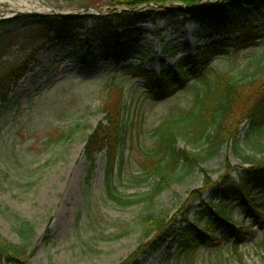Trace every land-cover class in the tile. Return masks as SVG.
Listing matches in <instances>:
<instances>
[{
    "label": "trees",
    "instance_id": "trees-1",
    "mask_svg": "<svg viewBox=\"0 0 264 264\" xmlns=\"http://www.w3.org/2000/svg\"><path fill=\"white\" fill-rule=\"evenodd\" d=\"M203 1L107 0L110 6L126 11H111L106 16H27L0 22V123L15 107L13 93L39 63L47 43L68 45L84 53L82 67L89 60L103 61L115 70L101 85L114 90L116 97L101 105L98 113L102 120L94 128L87 126L90 132L83 142V185L91 186L98 156L103 154L105 199L122 208L140 203L147 208L140 225L143 238L150 240L146 246L140 244L129 264H139L140 257L147 254L145 250H154L159 242L166 246L159 264H195L201 247L210 240L218 244L213 238L216 234L231 241V251L236 255L241 243L253 238L252 228L258 221L264 225V203L260 202L264 199V54L248 60L236 76L212 67L225 49L238 54L258 46L264 32L255 31L264 24V0H217L194 9ZM150 3L159 8L139 11ZM169 4L190 10L166 8ZM174 14L196 26L193 37L197 41L209 44L197 47L192 57L176 61L171 68L161 63L162 69L156 73L144 67L146 61H155V54L142 42L154 34L143 27L156 26ZM182 28L178 25L177 31ZM235 36L238 38L229 43L228 39ZM163 53L167 59L173 58L177 50L165 48ZM231 59V54L225 57L226 61ZM131 80H138L144 99L150 103H160L188 88L193 96L187 107H171L154 128L145 131L141 120L124 119L127 104L121 83ZM193 81L201 86L192 87ZM242 121L243 133L239 132ZM145 132L150 138H140ZM180 143L182 148H178ZM227 146L246 167L235 173L227 170L215 182L204 176V188L197 197L201 200L200 193L207 192L208 199L201 200L204 208L194 224L185 221L186 225L172 228L163 217L150 212L165 188L218 158ZM127 147L134 150L133 160L139 170V176L131 177L130 182L138 187L149 179L158 180L141 198L123 196L114 182ZM236 207L243 208L246 218L254 212V223L246 227L244 222H234L231 213ZM0 215L19 239V243L11 244L0 238V264H29L26 249L34 239V226L7 209H0ZM87 217L89 224L96 222L90 211ZM261 236L257 245L264 252V231Z\"/></svg>",
    "mask_w": 264,
    "mask_h": 264
},
{
    "label": "rangeland",
    "instance_id": "rangeland-1",
    "mask_svg": "<svg viewBox=\"0 0 264 264\" xmlns=\"http://www.w3.org/2000/svg\"><path fill=\"white\" fill-rule=\"evenodd\" d=\"M29 1L56 14L80 13L89 9L87 14L102 15L107 14L106 8L122 9L110 6L107 0ZM214 2L205 0L203 6ZM149 6L158 8L152 3ZM10 10V4H0L1 21L18 16ZM178 25H183L179 31ZM143 29L154 34L145 36L142 42L149 44L155 54V61H146L144 67L156 73L163 65L171 68L176 61L192 57L197 47L209 44L197 41L193 37L196 26L186 24L178 14ZM255 32L263 33L264 24ZM262 37L258 46L249 51L233 54V51L225 49L212 67L236 76L248 60L264 54V35ZM236 38L230 37L228 42ZM165 48L177 50L176 56L167 59L163 53ZM45 49L39 63L32 67V72L14 91L16 105L0 123V209H7L34 226V239L26 249L30 256L29 264H129L140 244L146 246L150 240L143 238L140 225L147 208L141 203L122 208L105 199L103 154L98 156L91 186L85 188L83 185V142L90 132L87 126L94 128L102 120L98 110L103 102L116 97L114 90L101 85L102 80L115 70L110 63L103 61L89 60L82 67L80 60L84 53L68 45L47 43ZM228 54L233 59L226 61ZM121 84L125 87L127 104L124 119L127 122L141 120L145 131L154 128L171 107H187L193 96L192 89L188 88L160 103H150L144 99L138 80ZM191 86L199 88L201 84L193 81ZM244 127L242 121L239 132L243 133ZM144 137L148 139L150 134L145 132L140 136ZM182 147V143L178 144V148ZM133 152L127 147L122 164L115 172L114 182L123 196L141 198L158 180L149 179L138 187L130 182L131 177L139 176ZM242 167L246 166L227 146L218 158L165 188L153 201L150 212L163 217L172 228L184 226L186 222L192 225L203 211L201 200L208 199L207 192L200 193L201 200L197 197L204 188V176L215 182L225 171L235 173ZM260 202L264 203V199ZM89 211L95 217V223H88ZM244 216L242 207L232 210L234 222H244L246 227L254 223V212L250 211L248 219ZM256 225L252 228L253 238L243 241L236 255L231 251V241L222 234H216L213 238L218 244L210 240L201 247L194 263L264 264V252L257 245L264 225L262 221ZM198 227L201 228L202 224ZM0 238L11 244L19 243L11 224L1 215ZM145 251L147 254L140 257L139 264H159L166 255V246L159 242L154 250ZM172 256L174 258L175 254Z\"/></svg>",
    "mask_w": 264,
    "mask_h": 264
},
{
    "label": "bare ground",
    "instance_id": "bare-ground-1",
    "mask_svg": "<svg viewBox=\"0 0 264 264\" xmlns=\"http://www.w3.org/2000/svg\"><path fill=\"white\" fill-rule=\"evenodd\" d=\"M0 0V4H10L11 10L10 12L14 14H22V13H46L51 12V10L41 6L40 4H33L29 0ZM9 15V14H8Z\"/></svg>",
    "mask_w": 264,
    "mask_h": 264
},
{
    "label": "water",
    "instance_id": "water-1",
    "mask_svg": "<svg viewBox=\"0 0 264 264\" xmlns=\"http://www.w3.org/2000/svg\"><path fill=\"white\" fill-rule=\"evenodd\" d=\"M205 2V0L200 4V5H198L197 7H195L194 9H201V8H205V7H207V6H203V3ZM178 10L179 11H182V12H186V11H189L190 10V8L189 7H185V6H181V7H178ZM31 15H34V16H42L41 14H31ZM50 16H64V15H62V14H60V15H58V14H56V13H51V14H49ZM48 15V16H49ZM19 16H21V15H19Z\"/></svg>",
    "mask_w": 264,
    "mask_h": 264
}]
</instances>
